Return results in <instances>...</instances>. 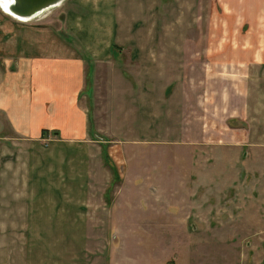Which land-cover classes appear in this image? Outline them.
Listing matches in <instances>:
<instances>
[{
  "label": "rangeland",
  "instance_id": "374dc122",
  "mask_svg": "<svg viewBox=\"0 0 264 264\" xmlns=\"http://www.w3.org/2000/svg\"><path fill=\"white\" fill-rule=\"evenodd\" d=\"M216 2L115 0L109 12L101 5L95 19L76 7L69 22V5L62 3L24 24L22 30L32 26L45 44L115 42L88 73L80 97L97 141L90 179L70 184V193L46 192L52 185L32 176L24 158L18 203L71 201L64 219L70 224L54 226L66 241L37 233L40 226L30 227L28 219V226L10 225L0 217V264H44L48 251L62 255L47 264H264V66L248 69L250 80L218 81L217 74L205 79ZM123 11L127 22L119 26ZM6 20L13 34L19 24ZM136 42L151 47L139 53ZM189 56L198 59L185 64ZM149 61L152 74L142 79ZM208 89L218 105L223 97L245 98L243 119L229 123L236 120L230 115L239 114L226 106L206 120L200 104ZM0 136L13 137L2 120ZM2 147L0 168L6 163ZM43 148L34 154H44ZM5 185L0 176L3 205L9 200Z\"/></svg>",
  "mask_w": 264,
  "mask_h": 264
},
{
  "label": "crops",
  "instance_id": "0c3cea01",
  "mask_svg": "<svg viewBox=\"0 0 264 264\" xmlns=\"http://www.w3.org/2000/svg\"><path fill=\"white\" fill-rule=\"evenodd\" d=\"M114 1L65 0L63 3L69 5L67 22V17L76 7L89 11L95 19L101 5L109 12ZM216 4L219 8L212 11L213 21L208 26V40L211 33L214 40L212 43L211 40L208 41L206 45L203 75L209 81H212L209 78L215 74L218 75V81L250 80L248 69L264 66V0H217ZM122 16L124 24L121 20L119 26L127 22L125 11ZM0 19L5 24L6 19L19 24L15 25L12 34L7 24L0 23V121H4L13 134V137L0 136V146H4L1 154L6 161L0 168V176L6 181L4 193L9 197L4 205L0 203V217L4 216L3 224L28 226V223L30 227L38 225L41 230L37 233L41 232L48 238L51 235L57 236L56 240L65 242L63 230L55 231L54 226L70 224L64 219L70 214L71 201L62 200L59 203L52 198L26 202L29 207L18 203L23 201L19 195L23 193L24 158L30 166L29 173L32 176L38 174L45 183L52 185L45 188L46 192L53 190L70 193L74 190L70 184L81 186L85 179H90L92 146L97 141L92 138L89 112L81 103L80 97L84 92L88 73L95 72V65L108 57L115 41L110 39L103 42L104 47L102 43L96 47V44L92 45L87 40L75 39L70 45L52 42L45 44L39 42V34L33 32L35 29L32 26L31 30H22L24 24L31 21L15 20L2 11ZM118 28L114 27L112 38ZM147 45L151 47L148 42L137 43L136 50L143 53L150 49ZM189 59H185L184 63L194 64L198 56H189ZM147 63L143 68L142 79H150L152 74V64L150 61ZM212 66H217V72L212 71ZM154 70L156 73L159 68ZM134 78L139 80L138 76ZM204 93L206 96L203 98L207 99L202 101L200 108L206 120L214 113L225 111L226 106L229 107L228 112L239 114L230 115L231 119L236 120L229 123L235 124L243 119L242 113L246 109L241 105L245 98L241 99L236 95L233 98L223 97L222 104L218 105L220 100L211 90H205ZM40 145L44 146V154H34ZM26 173L29 175L28 171ZM65 176L72 178L71 181L66 183ZM76 190L86 192L80 188ZM79 204L76 203L75 208ZM24 208L31 209V212H24ZM83 221L86 222L84 218ZM60 255V252H44L43 262L41 256L39 261L47 264L52 256ZM79 264H84V260L79 261Z\"/></svg>",
  "mask_w": 264,
  "mask_h": 264
},
{
  "label": "water",
  "instance_id": "95a60500",
  "mask_svg": "<svg viewBox=\"0 0 264 264\" xmlns=\"http://www.w3.org/2000/svg\"><path fill=\"white\" fill-rule=\"evenodd\" d=\"M64 1L65 0H12L9 5V10L17 19L31 21L48 9L62 4Z\"/></svg>",
  "mask_w": 264,
  "mask_h": 264
},
{
  "label": "bare ground",
  "instance_id": "6f19581e",
  "mask_svg": "<svg viewBox=\"0 0 264 264\" xmlns=\"http://www.w3.org/2000/svg\"><path fill=\"white\" fill-rule=\"evenodd\" d=\"M12 0H9L8 3L6 4H2V0H0V4H2V6H0V9L2 10V12L4 14H6L9 17H12L15 20L21 21V22H28L29 20H20L19 18L17 19L16 16L12 15L10 10H9V5L11 4ZM39 16V15H38Z\"/></svg>",
  "mask_w": 264,
  "mask_h": 264
},
{
  "label": "snow or ice",
  "instance_id": "6c2138e0",
  "mask_svg": "<svg viewBox=\"0 0 264 264\" xmlns=\"http://www.w3.org/2000/svg\"><path fill=\"white\" fill-rule=\"evenodd\" d=\"M8 2H9V0H2V4H6ZM2 4H0V6H2Z\"/></svg>",
  "mask_w": 264,
  "mask_h": 264
}]
</instances>
